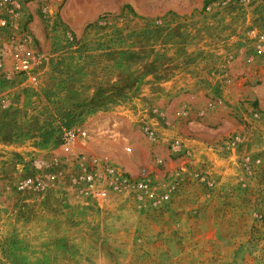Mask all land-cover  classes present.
Here are the masks:
<instances>
[{
  "label": "rangeland",
  "instance_id": "obj_1",
  "mask_svg": "<svg viewBox=\"0 0 264 264\" xmlns=\"http://www.w3.org/2000/svg\"><path fill=\"white\" fill-rule=\"evenodd\" d=\"M0 264H264V0H0Z\"/></svg>",
  "mask_w": 264,
  "mask_h": 264
},
{
  "label": "built area",
  "instance_id": "obj_2",
  "mask_svg": "<svg viewBox=\"0 0 264 264\" xmlns=\"http://www.w3.org/2000/svg\"><path fill=\"white\" fill-rule=\"evenodd\" d=\"M28 65L25 64L24 67L26 68ZM66 142L65 148L69 149V144L73 139L76 138L78 134L76 130H69L66 133ZM86 132H82L81 135H85ZM131 148H128L130 151ZM101 173H94L87 168L83 169V172H79L77 175L74 176V180L72 181L76 188L82 192H87L89 194L97 195L100 198H105L108 195V191L113 188V190H117L119 188L117 182H122L124 184L125 179L122 177L121 174H118L114 168L106 167L104 168ZM97 183H101L102 187L97 188ZM144 184H141L143 186Z\"/></svg>",
  "mask_w": 264,
  "mask_h": 264
}]
</instances>
